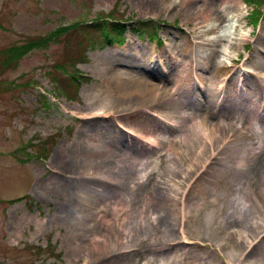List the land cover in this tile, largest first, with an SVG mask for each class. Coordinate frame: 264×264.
I'll list each match as a JSON object with an SVG mask.
<instances>
[{"label": "rangeland", "instance_id": "rangeland-1", "mask_svg": "<svg viewBox=\"0 0 264 264\" xmlns=\"http://www.w3.org/2000/svg\"><path fill=\"white\" fill-rule=\"evenodd\" d=\"M172 1L0 0V264H154L161 256H166V264H264V227L256 226L253 216L247 215L250 208L244 197L249 194L241 185L248 180L250 171L237 166L240 161L237 156L242 155L233 151L234 144L225 142L229 145L226 148L223 145L224 153L205 163L179 200L181 189L189 181L182 185L186 179L184 171L195 163L179 161L172 145L166 142L187 131H177L169 120H159L146 111L165 116L170 103L177 98L176 92L189 85L198 86L197 76L201 80L209 78L215 89L223 81L224 87L234 93L241 70L249 73L264 69V56L260 53L264 51V0L257 22L256 10L242 0H222L233 6L234 23L239 19L243 29L251 32V38L236 45L230 55H221L216 67L209 60H202L205 52L199 51L202 50L199 43L204 41L200 33L209 25L201 15L208 0L199 2L191 15L188 11L194 0H185V7ZM111 17L125 22L126 34L121 43L109 44L103 37L97 40L100 33L87 39L84 32L88 29L84 25ZM144 21L151 22L154 30L149 32L143 27ZM71 25L79 28L64 30ZM53 31L55 39L48 45H38L11 61L2 59L5 51H9L7 48L38 40ZM236 32L234 29L233 33ZM221 33L217 24L213 37ZM126 56L131 65L116 64V58ZM194 59L201 61L197 67ZM152 60L159 74L162 65L167 67L171 90L166 98L158 96L150 101L135 97L134 103L114 98L133 87L132 79H148L146 69ZM78 71L90 73L93 79H84ZM72 77L79 90L71 95L63 89L59 91L56 79L71 83ZM241 80L244 87L252 88L249 75L245 74ZM257 81L264 83L254 80ZM110 85L115 86L116 94L107 90ZM202 89L203 85L196 96ZM110 97L114 102L111 105L121 103L126 109L112 116L115 121L110 117L116 110L113 106L105 108V117L84 119L85 113L92 115ZM226 99L213 100V106L217 105L212 107L213 113L222 115L217 110H223L219 106ZM198 100L206 105L212 103L208 98ZM163 101L169 106H160ZM262 113L260 108L254 115L259 118ZM237 119L233 124L237 141L253 142L250 141L253 134L241 132L244 116L238 114ZM91 121L95 123H91L89 136L85 137L90 147L131 149L134 154L130 157L137 162L129 164L128 158L121 156L101 157L93 163L90 159L75 160L80 172L65 173L67 169L62 162L74 163L71 152L76 133ZM117 123L125 125L131 133L123 130L122 136ZM155 123L157 129L152 125ZM253 130L257 133L260 125L254 124ZM146 133L160 139L159 149L134 138L139 135L148 139ZM261 144L260 140L256 146ZM59 153L61 162L55 160ZM156 162L158 172L152 177L170 181L167 198L173 200L175 209L178 207L174 229L167 232L159 226L156 229L150 226L158 219L167 226L171 220L169 215L160 213L164 200L158 195L157 186L150 183L143 189L138 186L140 179L149 177ZM140 169H146L144 176ZM173 169L180 174H172ZM56 177L72 180L80 177L84 185L67 194V187L56 183ZM258 177L261 188L264 166ZM172 182L180 186L177 188ZM177 189L180 192L176 200L177 192L171 191ZM60 202L70 208L59 212ZM97 218L112 222L114 232L121 230L118 223H128L131 234L127 239L125 236L124 240L119 239L120 243H126L125 249L107 257L105 248L98 253L89 251L92 222ZM140 225H143L140 237L145 235L146 242L137 239L139 231L135 226Z\"/></svg>", "mask_w": 264, "mask_h": 264}, {"label": "bare ground", "instance_id": "bare-ground-1", "mask_svg": "<svg viewBox=\"0 0 264 264\" xmlns=\"http://www.w3.org/2000/svg\"><path fill=\"white\" fill-rule=\"evenodd\" d=\"M203 0H194L193 6L188 11V15H191L195 10L198 9L197 4ZM185 0H173L172 4L177 3L180 7H185ZM233 6H227L222 0H208L207 7L203 8L201 10V15L204 19L205 23H209L207 28L203 31H201L200 35L203 37L204 41L200 42L201 49L199 51L205 52V55L202 56V60H209L211 66L216 67L218 64H220L218 58L221 55H230L231 51L233 52L235 46L241 45V42H246L248 39L251 38V32L247 31L246 29H243L242 23L239 22V19H237L239 26H241V30H239L236 33H233V29L230 30L229 28L224 29V33H221L220 36L213 37V33L217 29V24L222 23L225 21V18L228 14H233L234 11L232 10ZM231 15V16H233ZM235 21L234 24L237 23ZM219 25V24H218ZM208 37H205V36ZM219 37V38H218ZM260 53L262 54V57L264 56V51L260 50ZM128 56L124 58H116V64L118 65H131L132 62L127 59ZM196 63V67L200 64L201 61L194 59L192 60ZM160 66L162 65L161 62H159ZM165 65H162V72L159 74L157 71V67L154 63V61H150L147 65L146 72L149 75L148 79L140 78H134L132 79L133 87L129 90L124 91L122 94H119L120 96L114 97L117 98V100H127V102L134 103L135 97L136 98H143L149 99L150 101H154L158 96H161L162 98H166L165 95L170 93L171 86H169V80H168V74L165 70ZM167 68V67H166ZM245 74L249 75V77L252 79V88H247L242 85V80L244 79ZM86 77V80L93 79V76L90 73L84 74ZM239 82L238 87L236 88L235 92L231 90V88H225L223 85V81L219 82L218 88H214L212 84L209 83V78H204V80H201L200 77H196L197 84L189 85V87H184L182 92H176V100L173 103H170L169 112L164 114L163 116L160 113H153L150 110L146 109V111L150 112L155 118L162 120L165 119L168 122L176 128L177 131H184L187 133L183 134L180 138L174 137L169 142H166V144L172 145V152L176 156V158L179 161H182L185 163L186 161L194 162L195 165L192 163L188 165V170L184 171L185 178L182 181V185L185 183L184 187L181 189V193L179 196V200H181L182 195H184L185 191L187 190V187L189 186L190 182L192 181L193 177L201 171L203 168H205V163L209 162L210 160H215L219 157L221 153H224V148H226L228 145H225L223 148V144L226 141H230L233 151L236 153H239L242 155V157H238L237 159H240L238 161L239 166L241 163L243 164L244 170H247V172L250 171L248 180L245 181V184H240L241 188H244V190L248 191L249 196H245L244 200L247 204H249L250 213L247 215L253 216V223L256 226H259L260 228L264 227V184H262L260 188L259 184V178L260 175V169L264 166V83L257 81L254 82V80H264V69H255L249 71V73H246L245 70H241V74H239ZM117 81V80H115ZM118 82V81H117ZM203 85L204 89L197 93L198 88ZM107 90L109 92L115 93V86L110 85ZM230 92V93H229ZM230 95H229V94ZM116 94V93H115ZM202 94V95H201ZM227 96V99L224 101L223 104H221L219 107H222L223 110H217L218 113L222 115H218L216 113H213L212 107L213 106V100L215 98H225ZM211 99L212 103L209 105L204 104L203 102H200L198 99L207 100ZM113 98L110 97V99L106 102V104L103 107H99L96 110L92 111V115H88L85 113L84 119H94L98 117H105L107 116L105 113V108H109V106H113ZM160 106H166L168 107V102H164L163 104L160 103ZM116 108V110H113L114 113L110 115L112 118L113 115L116 113H120L123 110H126L123 104L119 103L117 106H113ZM144 108V107H141ZM263 108V113L261 117H256L254 115V112L257 109ZM152 110V108H150ZM158 112V111H157ZM240 114L244 116L243 125L241 126V132L244 134L243 130H246L247 133H251L254 135V137L251 135V140L253 142H238L235 133H233V124L235 123V119H237V115ZM99 119V118H98ZM112 120H114L112 118ZM115 121V120H114ZM95 123V121H91L89 123L83 124L80 129L77 131L76 136L74 138L73 142V150L72 153V160L74 161H63L64 168L67 169L65 173L69 172H80L78 171L79 167L76 164L75 160L85 161L87 159H90V162H99L97 158L101 157H118L120 158L127 157V162L129 164L136 163L137 160L131 158L132 154H134V151L131 149H111L107 150L108 148H101V147H90L85 137L89 136L88 131L91 130V123ZM236 123H239V121H236ZM260 125V130L256 133V131L253 130L254 124ZM155 129L158 128V125L152 124ZM116 127L119 128L120 134L123 136V132L121 130V127L119 125H116ZM98 129V128H97ZM147 134V133H146ZM257 134V137H256ZM151 137H155L154 135L149 134ZM234 137V139H232ZM257 138H260L261 140V146L258 148L256 145L260 143V140L258 141ZM83 140V141H82ZM144 140V139H143ZM150 143L155 145L154 147L158 148L161 145V142H158L156 139H150ZM233 142V143H232ZM143 150V149H142ZM169 152V150L167 151ZM163 154V153H161ZM244 156V157H243ZM236 157V156H235ZM243 158V159H241ZM60 153L55 155V160L61 162L60 160ZM200 163H202L200 165ZM245 163V164H244ZM88 164V161H87ZM157 164H154V167L152 168V171L147 179H140L138 181V186L140 189H143L146 184L150 183L151 186L156 185L157 193L160 195L161 199L164 200L160 204V213L166 214L171 217L170 223L167 226L161 225L159 222V219L157 223H151V229H156L158 226L163 228L164 230L169 231L170 229H174L176 216H178V207L175 209L173 200H170L167 198V192L171 190V185L169 180H158L156 177H152L157 171ZM146 169H140L142 171L141 176L143 175V172ZM173 172H177L178 175L179 170L173 169ZM163 176V174H160ZM159 175V176H160ZM166 175V174H165ZM64 176H67L66 174ZM171 176V175H170ZM180 177V176H179ZM182 177V176H181ZM58 180L56 183L63 184L67 187V194L73 193L75 191L76 186L84 185V180L82 178L77 177L75 180L64 178V177H56ZM181 179V178H180ZM157 181V182H156ZM156 182V184H155ZM173 185L177 186V188L180 186L176 182ZM65 189V188H63ZM98 191H101V189H97ZM235 190H238V187H235ZM105 192V191H103ZM102 192V193H103ZM171 192H177L174 195V198L176 199V196L178 192H180L179 189L177 191L172 190ZM98 193V194H102ZM262 195H261V194ZM173 194V193H172ZM177 200V199H176ZM181 205V202L179 203ZM179 205V210L180 209ZM59 212H63L65 210H68L70 206H65L63 202L59 203ZM69 215V213H68ZM257 215V216H256ZM260 215V216H259ZM257 218V219H256ZM105 225L107 228H102ZM114 224L107 223L106 221H103L101 219L95 220L92 222V230L94 229L91 236V244L90 247H88L90 252L98 253L103 250V252H106L104 257L108 256L110 253L119 251L121 249H125L124 244H126L124 241L120 243L121 241L119 239L124 240V236L127 239L128 235L131 234V231L128 232V223H118L119 229H121L118 232H114L112 230V227ZM143 225L135 226L136 229H138L139 233L137 235V239H140L142 242H146V237H140L141 230ZM154 226V227H152ZM146 227L149 228V225H146ZM133 228V227H132ZM131 228V229H132ZM104 229V233L103 230ZM234 229V227H233ZM234 234H235V230ZM171 232V231H170ZM173 232V231H172ZM260 235V233L258 234ZM173 237H176V234H173ZM138 242V241H137ZM154 245V243H151ZM113 246H115V249H111ZM112 250V251H109ZM127 250H125L126 252ZM119 254H122L120 252ZM166 256H161V258L156 259V262L154 264H166L167 258ZM246 259V258H245Z\"/></svg>", "mask_w": 264, "mask_h": 264}, {"label": "trees", "instance_id": "trees-1", "mask_svg": "<svg viewBox=\"0 0 264 264\" xmlns=\"http://www.w3.org/2000/svg\"><path fill=\"white\" fill-rule=\"evenodd\" d=\"M244 2H246L250 7H252L253 11L256 10L257 15L254 17V20L255 22H257L259 19L260 13L262 11L263 0H244ZM150 23L151 22L149 21L141 22L143 27H146L149 29V32L154 30V27ZM76 28H79V27L71 25V26L66 27L64 30L66 31L76 30ZM83 28L88 29V30H85L84 32L88 40L94 39L93 36L95 35V33L96 34L100 33L97 40H99L100 37H103L102 40L108 42L109 44L121 43L126 34L125 22L115 17L101 19L99 21H96L93 25H90V24L84 25ZM54 39H55V31L49 33L48 35L44 37L42 36L39 37L38 40H29L26 44L15 45L13 47H10L11 49L7 48V50L9 51H5V55H3L2 59L6 61H11L12 58H15L16 56H19L22 54L24 55L28 51L33 50L38 45H41V46L48 45L49 42H52ZM72 78H71V83H63L65 81L64 79H60V80L56 79L58 90L61 91L63 89V91H65L66 94L68 95H71L72 92L76 93L79 90V85L76 82V80Z\"/></svg>", "mask_w": 264, "mask_h": 264}]
</instances>
